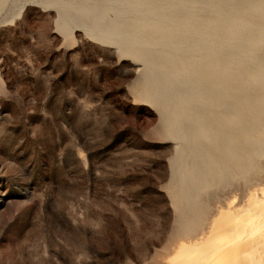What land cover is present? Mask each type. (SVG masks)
Wrapping results in <instances>:
<instances>
[{
    "label": "rangeland",
    "instance_id": "rangeland-1",
    "mask_svg": "<svg viewBox=\"0 0 264 264\" xmlns=\"http://www.w3.org/2000/svg\"><path fill=\"white\" fill-rule=\"evenodd\" d=\"M263 186L264 0H0V264H167Z\"/></svg>",
    "mask_w": 264,
    "mask_h": 264
},
{
    "label": "bare ground",
    "instance_id": "bare-ground-1",
    "mask_svg": "<svg viewBox=\"0 0 264 264\" xmlns=\"http://www.w3.org/2000/svg\"><path fill=\"white\" fill-rule=\"evenodd\" d=\"M253 192L241 207L217 211L208 228L200 205L199 220L185 228L188 237L167 264H264V193Z\"/></svg>",
    "mask_w": 264,
    "mask_h": 264
}]
</instances>
